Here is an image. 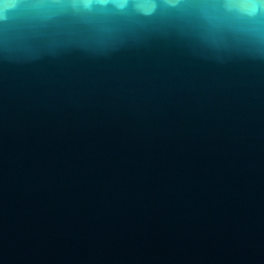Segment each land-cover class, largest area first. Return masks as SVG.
<instances>
[{"label": "water", "instance_id": "water-1", "mask_svg": "<svg viewBox=\"0 0 264 264\" xmlns=\"http://www.w3.org/2000/svg\"><path fill=\"white\" fill-rule=\"evenodd\" d=\"M0 264H264V0H0Z\"/></svg>", "mask_w": 264, "mask_h": 264}]
</instances>
